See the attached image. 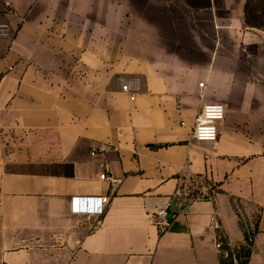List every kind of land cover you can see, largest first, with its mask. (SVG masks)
I'll list each match as a JSON object with an SVG mask.
<instances>
[{"label": "crops", "instance_id": "crops-1", "mask_svg": "<svg viewBox=\"0 0 264 264\" xmlns=\"http://www.w3.org/2000/svg\"><path fill=\"white\" fill-rule=\"evenodd\" d=\"M248 1L0 0V264H221L218 241L264 264V29ZM214 102L218 140L192 139ZM193 181L211 194L187 201ZM95 196L104 215L72 212Z\"/></svg>", "mask_w": 264, "mask_h": 264}, {"label": "built area", "instance_id": "built-area-1", "mask_svg": "<svg viewBox=\"0 0 264 264\" xmlns=\"http://www.w3.org/2000/svg\"><path fill=\"white\" fill-rule=\"evenodd\" d=\"M200 86L203 87L204 83H201ZM122 91L130 94L131 89L128 84H125L122 86ZM132 98L134 99V97ZM226 114V105L223 103L214 102L203 105L195 119L191 135L192 139L199 142H216L219 137V124L225 120ZM100 178L113 186H117L120 183V179L116 175L107 172L103 173ZM209 195L208 191L200 190L199 185L193 181L187 201ZM107 203L108 197H73L71 199V210L75 214L102 216L106 212ZM170 213H172V217L168 218ZM175 216L176 212H173L170 208L161 209L155 215V224L159 227L161 232H164L170 227L171 219L175 218ZM212 220L215 226L218 227L216 219L213 217ZM216 249L220 253H223L225 257L230 253L228 250L224 249L221 241L217 242Z\"/></svg>", "mask_w": 264, "mask_h": 264}, {"label": "rangeland", "instance_id": "rangeland-1", "mask_svg": "<svg viewBox=\"0 0 264 264\" xmlns=\"http://www.w3.org/2000/svg\"><path fill=\"white\" fill-rule=\"evenodd\" d=\"M250 7V19L256 24L264 26V0H252ZM252 50L255 51L256 56L251 58V62L264 64V48L253 47Z\"/></svg>", "mask_w": 264, "mask_h": 264}, {"label": "trees", "instance_id": "trees-1", "mask_svg": "<svg viewBox=\"0 0 264 264\" xmlns=\"http://www.w3.org/2000/svg\"><path fill=\"white\" fill-rule=\"evenodd\" d=\"M251 3H252V0H249L248 3H247V6H246V22L251 27L264 29V26H260V25L256 24L255 22H253L252 19H250L249 15H250V8H251L250 5H251ZM214 188H215V186L211 185V190L214 189ZM209 194H211V192H209ZM221 264H235L234 260L232 259L231 253H229V255L227 257L224 256L222 258Z\"/></svg>", "mask_w": 264, "mask_h": 264}, {"label": "water", "instance_id": "water-1", "mask_svg": "<svg viewBox=\"0 0 264 264\" xmlns=\"http://www.w3.org/2000/svg\"><path fill=\"white\" fill-rule=\"evenodd\" d=\"M173 212H174V210H172ZM172 217V213H170L169 215H168V218H171Z\"/></svg>", "mask_w": 264, "mask_h": 264}]
</instances>
